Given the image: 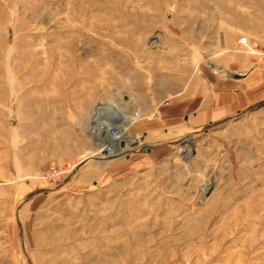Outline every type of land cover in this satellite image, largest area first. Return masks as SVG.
Listing matches in <instances>:
<instances>
[{
  "label": "rangeland",
  "instance_id": "374dc122",
  "mask_svg": "<svg viewBox=\"0 0 264 264\" xmlns=\"http://www.w3.org/2000/svg\"><path fill=\"white\" fill-rule=\"evenodd\" d=\"M246 60L264 0H0V264H264V104L162 114ZM105 105L139 137L114 159Z\"/></svg>",
  "mask_w": 264,
  "mask_h": 264
},
{
  "label": "crops",
  "instance_id": "0c3cea01",
  "mask_svg": "<svg viewBox=\"0 0 264 264\" xmlns=\"http://www.w3.org/2000/svg\"><path fill=\"white\" fill-rule=\"evenodd\" d=\"M248 24L250 20L248 19ZM263 27V23H258ZM248 38L262 39L257 29L243 27ZM249 63L251 65H249ZM232 70V78H223L215 73L205 74L208 85L202 94L193 100L184 99L169 104L163 109L164 121H179L190 128H198L213 122H222L264 104V63L251 60ZM245 67V68H244ZM242 78V79H241Z\"/></svg>",
  "mask_w": 264,
  "mask_h": 264
},
{
  "label": "bare ground",
  "instance_id": "6f19581e",
  "mask_svg": "<svg viewBox=\"0 0 264 264\" xmlns=\"http://www.w3.org/2000/svg\"><path fill=\"white\" fill-rule=\"evenodd\" d=\"M228 74L229 73H226V75H228ZM102 108H104L106 110H111L112 118H110V119L101 118L97 112L95 121H93V123H92V128H91L90 134L92 133L96 136L101 137V139H99V140L97 139V142H98L97 145L100 146L102 151L106 152L105 157L107 159H108V157H109V159H114V158L122 156L124 154V152L128 149L127 144H126L127 140H128V143L130 142L131 144H133L134 141H138L139 137L134 136V137H132V140H130L131 138H129L130 136H129L128 130L131 126L126 123L124 118H121L122 115L120 112H118V109L115 106L105 105ZM97 111H98V109H97ZM104 120L113 121V122H115V124H117L120 127L117 136L113 137L107 133L110 123L105 122ZM189 140H191V138H189V137H187L185 139V141H189ZM105 157L100 155L98 158L103 160V158H105ZM210 188L211 187L208 185L207 191Z\"/></svg>",
  "mask_w": 264,
  "mask_h": 264
},
{
  "label": "built area",
  "instance_id": "2783aa9c",
  "mask_svg": "<svg viewBox=\"0 0 264 264\" xmlns=\"http://www.w3.org/2000/svg\"><path fill=\"white\" fill-rule=\"evenodd\" d=\"M238 42L240 44H247V39L243 37V38L239 39ZM136 116H137L138 120L141 119V117L139 115H136ZM153 117H156V116L154 115ZM104 121L110 123L107 133L113 137L117 136L120 127L117 124H115V122H113V121H110V120H104ZM97 137H98V140L101 139V137H99V136H97Z\"/></svg>",
  "mask_w": 264,
  "mask_h": 264
},
{
  "label": "water",
  "instance_id": "95a60500",
  "mask_svg": "<svg viewBox=\"0 0 264 264\" xmlns=\"http://www.w3.org/2000/svg\"><path fill=\"white\" fill-rule=\"evenodd\" d=\"M98 115L101 117V118H105V119H110L112 118V114H111V111L109 110H106L102 107L98 108Z\"/></svg>",
  "mask_w": 264,
  "mask_h": 264
}]
</instances>
